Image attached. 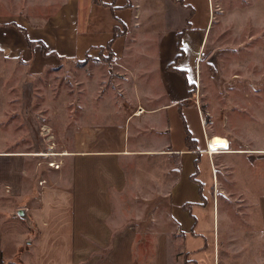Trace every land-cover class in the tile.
<instances>
[{"label":"crops","instance_id":"1","mask_svg":"<svg viewBox=\"0 0 264 264\" xmlns=\"http://www.w3.org/2000/svg\"><path fill=\"white\" fill-rule=\"evenodd\" d=\"M33 1L14 7V27L7 26L14 53L5 51L13 47L0 7V65L8 55L21 56L32 73L62 63L121 64L118 52L138 47L148 58L132 57L140 69L153 61L147 49H156L157 76L149 86L137 76L76 90L73 149H63L60 167L49 171L51 184L31 178L30 161L14 164L12 185L3 184L0 167V264H168L173 241L185 264H264V215L256 216L262 228L254 229L249 215L235 211L221 178L231 171L225 161L243 152H206L207 138H228L206 123L204 134L198 97L197 105L180 89L185 78L175 58L180 28L192 15L189 0ZM212 16L208 7L198 50ZM91 79L97 81L93 73ZM34 191V202L27 201ZM147 239L149 255L141 244Z\"/></svg>","mask_w":264,"mask_h":264},{"label":"rangeland","instance_id":"2","mask_svg":"<svg viewBox=\"0 0 264 264\" xmlns=\"http://www.w3.org/2000/svg\"><path fill=\"white\" fill-rule=\"evenodd\" d=\"M26 2L0 0L2 24L8 29L4 28L3 33L13 47L6 48L7 53H14V32L7 27H14V7L15 10L22 8ZM189 2L192 15L188 26L180 28L179 54L175 58V65L185 78L181 91L189 92L194 99L198 97L206 125L211 130L220 131L216 133L225 135L231 147L264 149V0ZM208 7L209 15L213 8L212 22L206 42L204 44L203 41L198 50ZM148 37L152 35L148 34ZM25 40L31 46L32 41L27 37ZM45 49L41 43L42 53ZM142 49L126 48L125 53L118 52V56H124L121 64L113 60H100L97 65L89 64L81 68L78 64L62 63L46 66L37 73L28 72L21 56L17 60H14V55L4 56L0 65V150L53 152L73 149L76 90L81 87L88 90L101 88L106 80L121 83V79L129 77L134 80L137 76L142 77L149 86L157 76L152 75L157 73V64L153 62L156 60V49H147L153 51L148 55L152 54L150 60L154 64L147 62L140 69V63L136 65L132 57L140 54L141 60L147 61ZM195 60L198 68L196 76ZM92 73L97 81L91 79ZM89 93L86 91V95ZM83 99L88 100V97L83 96ZM84 115L91 118L90 113L84 112ZM54 158L62 159L63 155H0L3 184L12 185L14 164L26 161H30L31 178L36 183L43 177L44 184H51V178L47 175L50 170L58 168L49 166L47 161ZM225 162L231 171L226 176L221 174V178L232 191L230 195L236 201L235 211L249 215L254 229L262 228L255 219L258 215H264V152L245 151L240 157L229 158ZM246 184L251 186V191L245 187ZM37 194L36 191L30 193L26 200L30 197L29 202H34ZM173 243L175 247L171 248L168 264H185L175 252L177 243ZM141 244L149 255L153 249L152 240L147 239Z\"/></svg>","mask_w":264,"mask_h":264},{"label":"bare ground","instance_id":"3","mask_svg":"<svg viewBox=\"0 0 264 264\" xmlns=\"http://www.w3.org/2000/svg\"><path fill=\"white\" fill-rule=\"evenodd\" d=\"M206 135H207V133H206ZM219 138H222V137H212L211 139L207 138L206 141L209 140V143L206 142L207 143L206 147H209V148H206L207 151L206 150L205 151L209 152L210 154H213L215 152H221V151H224V152H244V151H247L246 149H243V148H231L228 139H226V138L219 139ZM62 151L63 150L57 151V152L56 151H53V152L52 151H49V152L43 151V153H45L44 155H61V156L65 155L63 153H66V152H62ZM215 177H216V174H215Z\"/></svg>","mask_w":264,"mask_h":264},{"label":"built area","instance_id":"4","mask_svg":"<svg viewBox=\"0 0 264 264\" xmlns=\"http://www.w3.org/2000/svg\"><path fill=\"white\" fill-rule=\"evenodd\" d=\"M195 103L198 105V101H197V98H195ZM140 108L137 109V111L139 110ZM198 117H199V120H200V124H201V128L205 134V130H204V123H205V120L203 119L202 117V114L200 112V109L198 107ZM58 156H61V155H58ZM62 163V159L61 158H54V159H49L47 161V164L53 168H59L60 165ZM211 170L212 172H214L213 170V166L211 165ZM214 177H215V174H214ZM45 179H39L38 182L41 184ZM27 209V207H23L21 210L22 211H25Z\"/></svg>","mask_w":264,"mask_h":264}]
</instances>
